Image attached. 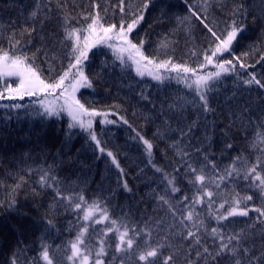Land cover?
Masks as SVG:
<instances>
[{
  "label": "snow or ice",
  "instance_id": "1",
  "mask_svg": "<svg viewBox=\"0 0 264 264\" xmlns=\"http://www.w3.org/2000/svg\"><path fill=\"white\" fill-rule=\"evenodd\" d=\"M184 3L190 15L177 17V22L186 24L187 55L196 59L197 67L187 61H175L174 53L179 47V40L174 39L176 30L162 35L155 55L146 54L144 39L133 38L145 19L147 3L141 8L129 0H118L109 17L108 8L101 10L95 0L91 11L81 9L78 13L70 0H55L54 4L53 0H36L23 23L0 20V80L5 81L0 101L34 97L42 109L39 115L59 117L66 113L71 121L69 129L78 126L87 131L101 153L105 149L93 130V119L100 116L104 118L101 122L108 124L116 121L107 119L108 112L86 107L77 96L82 88H93V80L85 71L93 49L103 46L111 50L122 69L133 67L139 77L148 75L160 84L175 80L194 92L191 99L177 93L166 111L161 105L160 115L164 119L153 139L136 133L148 163L161 173L165 183L163 194L153 190L152 215L145 210L136 220L131 211L121 209V214L115 216L100 199L89 202L82 190L77 192L64 186L52 166L37 171L36 183L41 189L53 191L56 208L75 217V221H69L75 237L63 249L68 264H264V97L253 107L249 98L237 99L234 92L217 116L218 108L212 96L221 77L231 73L239 76L237 64L240 68L253 67L244 62L253 52L259 53L257 63L264 61V51L256 48L234 56L235 63L233 59L223 58L225 53L232 54L234 41L244 31L243 18L251 13L253 22H264V0H259L258 12L246 0H201L198 6L189 4L188 0ZM117 12L119 19L115 18ZM217 13L225 19L209 20L210 15L215 17ZM193 18L206 30L205 47H188L187 42L195 39L191 35ZM220 23L224 27L217 30ZM48 24L53 25L50 33L46 31ZM37 35L40 47L33 43ZM209 65L215 71L203 72ZM101 66L106 71L108 61L101 60ZM247 75L244 85L264 89V80L257 79L255 72ZM12 77L18 80L15 87L5 79ZM140 96L149 99L143 91ZM0 107L19 109L23 105L13 103ZM190 108L196 112L197 119L185 118L184 113ZM209 115L216 119L209 121ZM221 116L224 123L219 127L217 120ZM120 119L129 124L123 116ZM170 121L176 123L175 128ZM201 127L203 135L198 136L196 133ZM217 129L223 143L222 154L236 148L230 141L238 137L244 140L240 154L229 155L227 164L218 161L212 151ZM173 132L175 136H166ZM164 139L170 140L167 148L173 150L174 158H179L171 171L152 159L158 147L156 141ZM107 155L120 168L113 153L108 151ZM32 171L28 169L27 175ZM120 171L123 173V169ZM9 175L14 183L8 188L7 198L0 199V210L26 215L18 212L17 195L28 181L19 173ZM241 182H245L246 188L238 191ZM123 187L132 191L126 181ZM31 194L39 193L33 188ZM256 199L260 201L259 206L254 203ZM250 212L257 213L256 217L252 218ZM210 220L215 221L214 226ZM47 225L52 226V220H47ZM56 250L60 251L59 246ZM25 253L26 249L18 244L12 250L9 264H38L39 261L62 264L45 243L41 244L38 258L30 260Z\"/></svg>",
  "mask_w": 264,
  "mask_h": 264
},
{
  "label": "trees",
  "instance_id": "2",
  "mask_svg": "<svg viewBox=\"0 0 264 264\" xmlns=\"http://www.w3.org/2000/svg\"><path fill=\"white\" fill-rule=\"evenodd\" d=\"M54 2L55 0L53 4ZM35 3L36 0H0V20H19L23 23L24 16ZM70 3L76 6L77 13L81 9L92 10V0H70ZM95 3L100 5L101 10L107 7L108 15L111 17L113 6L118 0H95ZM129 3L141 8L144 3L148 4L147 9H144V21L133 33L135 40H145L146 54L155 55L157 43L162 35L176 30L174 39L179 40V47L174 53L175 61L181 63L187 61L191 66L197 67L196 59L187 55L185 44L188 34L184 31L186 24L178 25L177 22V17L190 15L184 0H129ZM188 3L198 6L201 0H188ZM246 3L259 11V0H246ZM101 14L103 15V11ZM115 18L119 19L118 12ZM212 19L223 20L225 17L217 13L215 17L209 16V20ZM190 23L193 25L191 35L195 39L187 42L188 47H205L206 30L194 18ZM241 23L245 25L244 31L234 41L232 54H225V57L233 59L234 63L236 62L234 56H241L252 48L264 51V22L260 20L253 22L250 13L241 20ZM52 27V24L46 25V31L50 33ZM223 27V23H220L217 30H222ZM33 43L35 47L41 46L39 35L34 37ZM29 48L35 50L32 45H29ZM89 55L90 61L86 62L85 71L93 80V88H82L77 96L86 107L108 112L107 119L116 121L108 124L101 122L103 117L97 116L93 119V130L105 149L103 153L96 147L87 131L78 126L69 129L70 121L67 114H61L59 117L39 115L42 109L34 102L36 98L0 101V105L13 103L23 105L19 109L0 107V182H2L0 199L7 198L8 188L14 183L10 173L25 175L28 181L27 186L17 195L18 212L26 215L0 210V264H9L12 250L18 244L20 248L26 249L25 255L30 260L38 258L42 243L50 246L57 262L68 264L63 249L67 247V242L75 237V231L70 230L69 225V221H75V217L62 208L57 209L53 202V191L41 189L36 183L37 171L41 168L52 166L64 186L77 192L82 190L89 202L100 199L115 216L121 214V209L125 212L131 211L136 220L141 218L145 210L148 215H152L155 205L153 190L163 194L165 183L162 182V175L148 163L143 143L136 137V133L140 132L145 138L153 139L164 119V116L160 115L161 105L166 111L167 105L177 93L191 99L194 92L186 89L183 84H177L175 80L160 84L152 78L137 76L132 67L122 69L119 62L115 61L111 50L106 47L93 49ZM101 60L108 61L109 67L106 71H102ZM258 60L259 53L253 52L244 60L253 67L240 68L237 64L236 72L239 76L231 73L221 77L217 90L212 93L215 98L214 106L218 108L217 116L220 115L219 109L225 107L227 98L234 92L237 99L249 98L253 102V107L261 103L260 98L264 97V89L257 85L243 84V80L248 79L247 74L252 72H255L257 79L264 80V61L257 63ZM210 70L213 71L212 69L207 71ZM5 79L13 87L18 82L14 77ZM4 84L5 81L0 80V90ZM141 91L149 96L148 100L141 98ZM184 115L188 120L197 119L196 112L191 108ZM121 116L127 119L129 124H125L120 119ZM213 119H216V116H208L209 121ZM170 123L173 128L176 127L174 121ZM223 123L221 116L217 124L222 127ZM196 134L202 136L203 128L201 127ZM169 135L175 136L176 133H166V136ZM230 142H233L236 148L222 154L223 143L217 129V134L213 137L212 151L216 159L222 160L223 164L229 163V155L236 156L243 149L242 138L238 137ZM156 143L158 147L154 149L152 159L159 166L171 171L175 160L179 158H174L173 150L167 148L170 140H157ZM108 151L116 157L120 168L113 164L112 157L107 155ZM28 169L33 170L30 176L27 175ZM120 169H123V173ZM125 181L132 189L131 192L124 189ZM33 188L38 195L31 194ZM245 188V182H241L237 190ZM254 203L259 206L260 201L256 199ZM256 215L257 213L250 212L252 218ZM49 219L52 220V226L47 225ZM236 219L244 221L247 218ZM209 223L215 225V221L210 220ZM58 246L60 251L56 250ZM38 264L43 262L39 261Z\"/></svg>",
  "mask_w": 264,
  "mask_h": 264
},
{
  "label": "rangeland",
  "instance_id": "3",
  "mask_svg": "<svg viewBox=\"0 0 264 264\" xmlns=\"http://www.w3.org/2000/svg\"><path fill=\"white\" fill-rule=\"evenodd\" d=\"M226 54V53H225ZM225 54H224V56H223V58H226L225 57ZM227 59V58H226ZM208 69H212L213 71H215V68L214 67H212L211 65H209V66H207L206 68H204L202 71L203 72H210V71H207ZM145 76H148V75H145ZM15 78V77H14ZM18 83V82H17ZM62 114H64V113H62ZM65 115V114H64ZM69 119V121H70V118H68ZM71 122V121H70Z\"/></svg>",
  "mask_w": 264,
  "mask_h": 264
}]
</instances>
